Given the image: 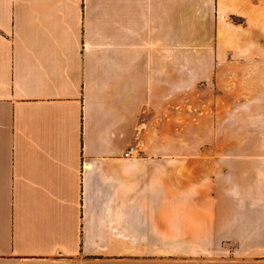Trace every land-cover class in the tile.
<instances>
[{
    "label": "crops",
    "instance_id": "0c3cea01",
    "mask_svg": "<svg viewBox=\"0 0 264 264\" xmlns=\"http://www.w3.org/2000/svg\"><path fill=\"white\" fill-rule=\"evenodd\" d=\"M235 21L264 0H0V264H264V159L139 157L149 41Z\"/></svg>",
    "mask_w": 264,
    "mask_h": 264
},
{
    "label": "rangeland",
    "instance_id": "374dc122",
    "mask_svg": "<svg viewBox=\"0 0 264 264\" xmlns=\"http://www.w3.org/2000/svg\"><path fill=\"white\" fill-rule=\"evenodd\" d=\"M223 34L149 41L177 52L174 66L155 55L164 76L154 72L139 106V157H204L209 172L213 160L225 173L263 168L249 164L264 159V37L237 21Z\"/></svg>",
    "mask_w": 264,
    "mask_h": 264
},
{
    "label": "built area",
    "instance_id": "2783aa9c",
    "mask_svg": "<svg viewBox=\"0 0 264 264\" xmlns=\"http://www.w3.org/2000/svg\"><path fill=\"white\" fill-rule=\"evenodd\" d=\"M137 156V152L133 148H129L126 153H124L123 157H133Z\"/></svg>",
    "mask_w": 264,
    "mask_h": 264
}]
</instances>
